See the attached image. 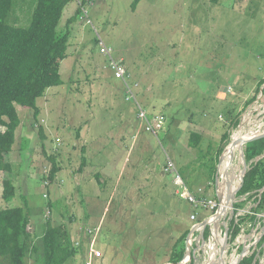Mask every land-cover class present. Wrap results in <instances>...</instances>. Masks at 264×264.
Listing matches in <instances>:
<instances>
[{
    "label": "rangeland",
    "instance_id": "rangeland-1",
    "mask_svg": "<svg viewBox=\"0 0 264 264\" xmlns=\"http://www.w3.org/2000/svg\"><path fill=\"white\" fill-rule=\"evenodd\" d=\"M134 1L90 0L87 13L81 9L74 19L77 0L64 10L59 31L70 34L64 84L49 95L50 104L41 102L36 119L19 106L22 123L5 156L13 170L0 171V209L25 207L37 241L48 219L68 228L82 247L66 264H168L176 240L220 210L207 239L202 230L190 244L188 236V264L192 258L206 264L215 252L209 246L221 249L233 218L241 233L233 242L229 236L225 264L254 250L264 264V212L253 214L249 201L235 215L245 199L237 197L223 210L218 194L227 197L234 187L208 173L236 131L264 132V0H140L133 9ZM36 3L15 0L8 23L28 28ZM108 52L130 72L135 101H127ZM193 132L202 137L198 147L190 144ZM167 158L189 188L217 202L216 211H195L178 194L165 173ZM53 161L61 170L50 180ZM5 180L16 186L9 202L2 198ZM233 180L237 189L240 180ZM247 214L261 222L241 224ZM36 258L31 253L27 264H42Z\"/></svg>",
    "mask_w": 264,
    "mask_h": 264
},
{
    "label": "trees",
    "instance_id": "trees-1",
    "mask_svg": "<svg viewBox=\"0 0 264 264\" xmlns=\"http://www.w3.org/2000/svg\"><path fill=\"white\" fill-rule=\"evenodd\" d=\"M73 1L75 0H37L30 26L20 28L8 23L15 0H0V128H2L0 130V171L6 173L13 170V167L6 162L5 156L13 151L16 132L22 123L19 106L31 110L36 119L40 114L38 100L43 98L50 88L64 84L61 70L62 62L68 57L70 34L69 31H59V27L64 10ZM139 1H134L133 9H136ZM82 3H85V0L84 2L82 0ZM80 10L78 7L73 19L79 15ZM71 23L72 19H69L67 26ZM127 73L130 72L127 70ZM263 84L264 81L261 82L260 87ZM261 94L264 97V88ZM255 99L256 96L248 104ZM239 123V119H236L232 122V126L237 127ZM201 138V135L193 132L190 137L191 146L198 147ZM228 139L229 134L226 133L223 141ZM223 151L224 148H221L219 156ZM245 155L249 170L237 194V199H245L235 204V215L239 210L244 209L249 201H252L254 205L251 211L253 214L264 212V138L245 145ZM85 165L86 158L83 157L81 170ZM60 170L57 163L53 161V167L49 173L50 180H54ZM217 170L216 163H212L208 169L214 182ZM182 177L187 181L185 175ZM190 190H193L192 185ZM200 190L192 192L199 199H206L207 195ZM15 195L14 182L5 180L3 200L9 202ZM31 221L30 213L25 207L0 209V264H27L31 253L36 255V259L42 264H66L80 251L82 246L75 247L71 231L63 225L54 224L49 219L42 226L40 240L36 239L34 242V235L30 231ZM240 221L241 224L247 221L261 222L256 215L252 214L240 217ZM190 232L191 230L187 229L176 240L170 251L168 264H179L184 260ZM240 233L241 225L236 222V218H233L229 227L230 241L233 242ZM209 235L210 229L207 227L203 237L207 239ZM260 242H264V235ZM262 254L263 251H261ZM257 255L258 251L254 250L252 255L242 259L239 264H260ZM232 260L233 263L236 262L235 257ZM190 264H194V258Z\"/></svg>",
    "mask_w": 264,
    "mask_h": 264
},
{
    "label": "built area",
    "instance_id": "built-area-1",
    "mask_svg": "<svg viewBox=\"0 0 264 264\" xmlns=\"http://www.w3.org/2000/svg\"><path fill=\"white\" fill-rule=\"evenodd\" d=\"M78 3L80 4V9H82V12L87 13V9L85 7V4L87 2H89L90 0H85V3H82V0H77ZM84 2V0H83ZM110 59H112L111 57V53L108 52L107 54ZM111 68L112 70L115 72L116 77H118L119 79H121L126 87L127 90V95H129L128 100L127 101H131V100H136V97L133 93V90L131 89V87L129 85H127V79H126V75H128L129 77H131L130 74L127 73V70L123 68V66L121 64H119L117 61H115L114 59L111 60ZM134 87L136 88V85H134ZM139 108H141L139 106ZM142 110L144 109L143 107L141 108ZM140 111V115L142 117L145 118V114L143 111ZM149 119V118H148ZM148 124L149 120H148ZM165 173H168L170 175H173L174 177V184L175 186L178 188V194L185 199L187 202H189L195 209V211L197 210H212L213 212L216 211L218 204L216 201L211 200V199H199L191 190L190 188L186 185V183L184 182V179L181 175V173H179V170L177 169V166L175 164V162L170 159L167 158V163H166V167H165ZM47 184V183H46ZM190 219L193 221L197 220V215L194 212L191 216ZM199 231V230H198ZM94 235L96 233H93ZM87 264H91V263H87Z\"/></svg>",
    "mask_w": 264,
    "mask_h": 264
},
{
    "label": "water",
    "instance_id": "water-1",
    "mask_svg": "<svg viewBox=\"0 0 264 264\" xmlns=\"http://www.w3.org/2000/svg\"><path fill=\"white\" fill-rule=\"evenodd\" d=\"M264 138V132L262 133H257V134H254L252 137L248 138V139H245V140H242L241 141V144H242V149H241V156L244 160V163H243V170L240 172L241 175H240V182H239V185L237 186V189L234 188L233 191L232 188H231V183L229 182L228 184V188L230 189V193L229 195L226 197H224V195L221 194H218V200H219V203L220 205L223 203V201H225V207L223 208V210L227 207V201L228 203H230V205L233 207L234 203H235V199L237 197V194L238 192L241 190L242 188V185H243V182H244V178H245V175L247 173V171L249 170V166L246 162V155H245V151H243V148H244V145H247L249 142H252V141H255V140H259V139H262ZM238 141H233L230 145L231 147V151L234 152V149L237 147L238 145ZM224 159H225V152L221 155L220 157V160H219V165H218V170H217V174H216V182L218 183L219 180H220V174L218 173L219 172V167L222 165V163L224 162ZM258 160V159H257ZM231 185V186H230ZM221 218V213H220V210H218L213 216H211L210 218L202 221L201 223H199L197 226H195L193 229H191V232H190V235H189V244L191 243L192 241V238L194 237L195 235V232L198 231V230H202L203 234H204V231L207 227L215 224L219 221V219ZM203 237V235H202ZM206 243V241H204V244ZM228 244H229V232L228 230L226 231V237L224 239V244L223 246L221 247V255L224 256V254L226 253V248L228 247ZM186 254H185V257H184V260L179 263V264H188L189 261L191 260V252H189V249L185 250ZM246 256H244L242 254V256H240L238 259H237V262L235 264H239L242 259H244ZM224 264H225V261H224Z\"/></svg>",
    "mask_w": 264,
    "mask_h": 264
},
{
    "label": "bare ground",
    "instance_id": "bare-ground-1",
    "mask_svg": "<svg viewBox=\"0 0 264 264\" xmlns=\"http://www.w3.org/2000/svg\"><path fill=\"white\" fill-rule=\"evenodd\" d=\"M253 135H254L253 133L248 134V133L244 132V130H242V129L236 131L233 134L232 142L238 141L239 144L234 149V152H232L230 150L231 149L230 146L226 149L224 162L219 167V170L221 168V172H220L221 174L218 172L220 174V176L222 177L223 183H225V181L227 180L235 188V183H234L233 177L235 179V182L237 183V181H238V179H240V175H241V174L239 175V173H237V172L240 170V166L243 165V163H244V160L240 154L241 149H242L241 148L242 147L241 141L248 139V138L252 137ZM238 156H239V158H238ZM235 174L237 175V177ZM234 188H232L231 191H233ZM213 230H214V233H213L214 237H218V233L215 231L216 227H214ZM223 244H224V242L221 243L222 246H223ZM209 247L212 250H215V252L209 257L206 264H222V261H225V260L223 259V256L221 255V249L216 251V248L213 249L214 247H212V246H209ZM232 263H233V260L231 259L230 264H232ZM235 263H233V264H235Z\"/></svg>",
    "mask_w": 264,
    "mask_h": 264
},
{
    "label": "crops",
    "instance_id": "crops-1",
    "mask_svg": "<svg viewBox=\"0 0 264 264\" xmlns=\"http://www.w3.org/2000/svg\"><path fill=\"white\" fill-rule=\"evenodd\" d=\"M57 88H59V87H54V88H50L47 92H46V94H44V98H41V99H39L38 100V106L39 107H42L41 106V102L44 100V101H48V104H50L51 102H50V94L53 92V90H55V89H57ZM47 110L48 111H46V112H51L52 111V106H51V108H50V106H48V108H47ZM43 112V111H42ZM45 112V110H44V113H43V115L46 117V116H48V114ZM3 191V190H2ZM8 206H6L5 208H7ZM10 207H19V206H10ZM4 209V208H3ZM31 223L34 225L35 224V221L34 220H32L31 221ZM35 226V225H34ZM34 229H35V227H34ZM32 234L35 236V233L34 232H32ZM36 241V239H35V237H34V242Z\"/></svg>",
    "mask_w": 264,
    "mask_h": 264
},
{
    "label": "flooded vegetation",
    "instance_id": "flooded-vegetation-1",
    "mask_svg": "<svg viewBox=\"0 0 264 264\" xmlns=\"http://www.w3.org/2000/svg\"><path fill=\"white\" fill-rule=\"evenodd\" d=\"M222 263H223V261H222Z\"/></svg>",
    "mask_w": 264,
    "mask_h": 264
},
{
    "label": "clouds",
    "instance_id": "clouds-1",
    "mask_svg": "<svg viewBox=\"0 0 264 264\" xmlns=\"http://www.w3.org/2000/svg\"><path fill=\"white\" fill-rule=\"evenodd\" d=\"M198 232V231H197Z\"/></svg>",
    "mask_w": 264,
    "mask_h": 264
}]
</instances>
